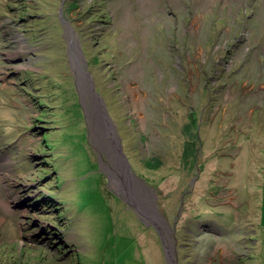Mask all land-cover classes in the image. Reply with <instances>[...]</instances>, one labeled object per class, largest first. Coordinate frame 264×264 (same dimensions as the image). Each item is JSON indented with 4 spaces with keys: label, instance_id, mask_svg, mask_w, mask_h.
Wrapping results in <instances>:
<instances>
[{
    "label": "rangeland",
    "instance_id": "rangeland-1",
    "mask_svg": "<svg viewBox=\"0 0 264 264\" xmlns=\"http://www.w3.org/2000/svg\"><path fill=\"white\" fill-rule=\"evenodd\" d=\"M153 222L264 264V0H0V264H168Z\"/></svg>",
    "mask_w": 264,
    "mask_h": 264
},
{
    "label": "water",
    "instance_id": "water-1",
    "mask_svg": "<svg viewBox=\"0 0 264 264\" xmlns=\"http://www.w3.org/2000/svg\"><path fill=\"white\" fill-rule=\"evenodd\" d=\"M129 203V202H128ZM130 204V203H129ZM131 207H133L131 205ZM142 221H144V219H142ZM147 225H149L146 221H144ZM153 227H155L160 235V238H161V241H162V245H163V249H164V252L166 254V260H167V263L168 264H179V262L177 261V259L175 258V254L172 255L170 250L168 249L167 245H166V242L163 238V233H162V230L160 228V226L157 224V223H152ZM38 236H40V233L38 234Z\"/></svg>",
    "mask_w": 264,
    "mask_h": 264
},
{
    "label": "bare ground",
    "instance_id": "bare-ground-1",
    "mask_svg": "<svg viewBox=\"0 0 264 264\" xmlns=\"http://www.w3.org/2000/svg\"><path fill=\"white\" fill-rule=\"evenodd\" d=\"M94 117V116H93ZM98 120V119H97ZM98 123L100 124V122H99V120H98ZM97 126H99V125H97ZM101 126H103V125H101ZM98 130V129H97ZM100 134V133H99ZM100 138V137H99ZM115 140L114 139H112V140H110V143L111 144H115V142H114ZM111 146V145H110ZM120 168V169H119ZM122 169H124V167L123 168H121V166H117V165H115V170H117V171H120L119 173H120V178H122L123 177V175H124V173H123V170ZM108 170V169H107ZM116 171V172H117ZM118 173V174H119ZM118 178H119V175L117 176ZM114 178V177H113ZM128 179V178H127ZM129 180V179H128ZM127 180V181H128ZM126 181V182H127ZM130 184V183H129ZM120 195V194H119ZM122 197V196H121Z\"/></svg>",
    "mask_w": 264,
    "mask_h": 264
},
{
    "label": "flooded vegetation",
    "instance_id": "flooded-vegetation-1",
    "mask_svg": "<svg viewBox=\"0 0 264 264\" xmlns=\"http://www.w3.org/2000/svg\"><path fill=\"white\" fill-rule=\"evenodd\" d=\"M61 240L60 241H56V242H54V244H52L51 245V248L53 249V251H54V249H56V247H58L59 246V244L61 245L62 244V246H65V243H62L61 241H63V239L62 238H60Z\"/></svg>",
    "mask_w": 264,
    "mask_h": 264
},
{
    "label": "crops",
    "instance_id": "crops-1",
    "mask_svg": "<svg viewBox=\"0 0 264 264\" xmlns=\"http://www.w3.org/2000/svg\"><path fill=\"white\" fill-rule=\"evenodd\" d=\"M136 216H137V215H136ZM137 218H138V220H139V221H141V220L139 219V217H138V216H137ZM141 222H142V221H141Z\"/></svg>",
    "mask_w": 264,
    "mask_h": 264
},
{
    "label": "trees",
    "instance_id": "trees-1",
    "mask_svg": "<svg viewBox=\"0 0 264 264\" xmlns=\"http://www.w3.org/2000/svg\"><path fill=\"white\" fill-rule=\"evenodd\" d=\"M215 70V69H214ZM194 111V110H193ZM193 111H191V112H193Z\"/></svg>",
    "mask_w": 264,
    "mask_h": 264
}]
</instances>
